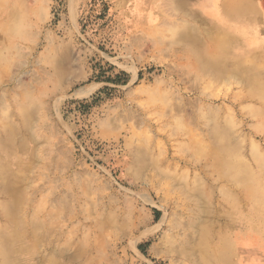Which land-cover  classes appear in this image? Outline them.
<instances>
[{
  "label": "rangeland",
  "instance_id": "1",
  "mask_svg": "<svg viewBox=\"0 0 264 264\" xmlns=\"http://www.w3.org/2000/svg\"><path fill=\"white\" fill-rule=\"evenodd\" d=\"M201 10L0 0V264H264V0Z\"/></svg>",
  "mask_w": 264,
  "mask_h": 264
},
{
  "label": "bare ground",
  "instance_id": "2",
  "mask_svg": "<svg viewBox=\"0 0 264 264\" xmlns=\"http://www.w3.org/2000/svg\"><path fill=\"white\" fill-rule=\"evenodd\" d=\"M190 2H192V3H196V4H198V6H199V11L198 12H196L198 15H199V17H204L206 14H205V12L204 11H202L201 10V7H202V2H204L205 3V0H190ZM244 12L241 10V9H237V10H234V13L232 14V15H230V16H234L235 18V23H236V25H237V28L241 31V32H244V30H245V28L243 27L244 26V23H243V18H244V14H243ZM194 15V14H193ZM215 16H217V18H218V22L219 23H222V24H229V19H230V17L228 16V15H226V14H222V13H220L219 12V14H215ZM248 20V19H247ZM246 20V21H247ZM212 21V20H211ZM245 21V20H244ZM217 22V23H218ZM222 24H220V25H222ZM247 26V25H246ZM225 27V26H224ZM223 27V28H224ZM251 27V26H250ZM225 29V28H224ZM247 30H248V28H246V32H247ZM239 32V31H238ZM237 32V33H238ZM240 32V33H241ZM251 32V31H250ZM245 33V32H244ZM248 33V32H247ZM246 33V34H247ZM217 34V33H216ZM243 34V33H242ZM251 34V33H250ZM253 34V33H252ZM188 36V35H187ZM247 36V35H246ZM256 36V35H255ZM242 37V36H241ZM255 38V37H254ZM188 40H191V42L193 43V44H195V46L199 49V50H201V51H203V49L205 48V46H204V44H203V42H201V40H199V39H194L193 37H191V39L190 38H188ZM261 41V40H260ZM244 42H245V40H244ZM215 44H216V48H219V49H221V50H224V51H227V48L224 46V44H223V41L221 40V39H217V40H215ZM244 50V49H243ZM234 52H235V49H234ZM236 54V53H235ZM236 57V56H235ZM205 62H207V64L209 63L208 61H205Z\"/></svg>",
  "mask_w": 264,
  "mask_h": 264
}]
</instances>
